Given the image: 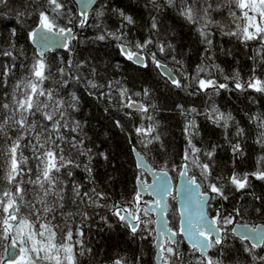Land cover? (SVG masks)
<instances>
[{"label": "trees", "instance_id": "16d2710c", "mask_svg": "<svg viewBox=\"0 0 264 264\" xmlns=\"http://www.w3.org/2000/svg\"><path fill=\"white\" fill-rule=\"evenodd\" d=\"M66 3L72 15L61 17L58 23L71 27L74 38L65 49L49 50L42 56L28 33L38 23V10L45 7L46 0L0 3V105L7 103L14 108L13 97L18 101L30 91L24 88L29 80L39 89L53 93L52 101L37 96L34 103L51 106L56 101L64 102L67 127L54 134V139L65 162L72 163L61 167L59 172L53 171L56 195L47 197L52 211L41 212L39 218L33 219L36 229L47 223L57 232V242L70 229L69 243L73 245L75 264H114L117 260L122 264H155V216L138 203L135 184L136 179L144 184L149 179L135 166L132 152L135 148L152 168L167 170L174 182L185 164L201 191L208 193L207 212L219 221L217 225L222 230V243L210 248L208 257L221 264H264L260 259L264 257V244L252 248L231 232L236 222L264 223V179L252 175L264 171V93L248 87L255 79L264 81V40L243 39L244 10L236 6L235 0H173L172 4L167 0H97L80 27L74 1ZM185 7L193 9L195 22L181 14ZM121 11L132 17L131 24L119 15ZM153 19L156 28L152 27ZM206 23L207 35L202 36L199 29ZM233 32L236 35L229 34ZM100 35L105 39H98ZM147 40L152 42L145 48L136 46ZM162 44L163 53L159 50ZM120 45H126L131 52L144 53L146 66L133 65L121 53ZM6 52L11 55H4ZM152 54L171 68L180 87L158 73ZM39 59L45 63L46 78L42 82L31 75L32 66ZM60 68H64V74L58 71ZM201 79L214 83L201 89ZM89 81L98 87H91ZM20 82L23 91L16 88ZM237 83L242 87L237 88ZM73 93L76 101H71ZM129 98L147 110L130 109ZM44 111L34 108L17 112L16 118L22 114L29 124L50 127L51 122L43 118ZM7 114L8 110L0 108V117ZM220 114L231 118L219 119ZM138 128L143 131L137 132ZM24 131L27 137L30 130ZM20 134L15 125L0 132V196L4 191L15 190L5 177L11 164L8 149ZM29 139L21 141L17 152L18 160L21 153L24 158L20 164L24 173L17 179L25 181L35 179L42 170L37 159L39 153L25 146L29 145ZM31 143L35 140L31 139ZM236 145L238 151H234ZM208 152L213 153L210 158ZM199 164L209 165L207 178ZM233 174L241 178L247 174L245 188L238 189L231 183ZM211 183L222 187L224 196L212 193L208 188ZM22 187L27 193L25 200L31 198L35 202L38 186L26 183ZM77 188L79 196L75 194ZM139 197L150 199L148 194ZM116 205L138 214L136 233L116 215L120 212L114 210ZM36 206L42 208L40 204ZM29 211L21 205V215L27 216ZM227 217H232L233 222L224 224ZM178 222L175 199L168 197V227L177 232ZM175 240L177 243L172 246L179 248L182 264H199L204 258L178 233ZM6 242L0 232V264ZM60 255L63 257L64 253ZM172 259L175 264V257ZM38 264L54 262L41 260Z\"/></svg>", "mask_w": 264, "mask_h": 264}, {"label": "snow or ice", "instance_id": "6c2138e0", "mask_svg": "<svg viewBox=\"0 0 264 264\" xmlns=\"http://www.w3.org/2000/svg\"><path fill=\"white\" fill-rule=\"evenodd\" d=\"M5 0H0V3H4ZM91 0H81V4L83 8H87L88 4ZM169 4L173 3V0H167ZM32 3H38V0H32ZM236 6L243 11V18L246 21L245 26L242 28L243 39L247 40H264V0H235ZM209 7H211L209 5ZM249 11L253 13V15H249ZM208 9H204L205 15L207 14ZM38 23L32 30L28 33L29 38L32 40H39L44 43L45 47L48 42L52 40V36L50 34H55L56 37L67 36L72 37V28L71 27H61L58 23V20L63 16H71V10L67 7L66 0H46V5L43 9L38 10ZM181 14L188 19L189 21L194 20L193 9L191 7H185ZM235 15V13H231ZM20 16H23L24 13H20ZM119 15L126 21L128 24H131L132 17L126 16L122 11L119 12ZM79 26L83 27L87 21L88 13L87 11H80L78 13ZM68 23H71V20H68ZM211 23V21H209ZM155 19H153L152 27L156 28ZM207 27V23L203 28L199 29L202 36H206L207 33L204 29ZM252 29V30H250ZM13 35H15V30L13 29ZM231 35H236V33H229ZM109 35L114 36L117 39H120V36H117L115 33H109ZM100 40H104L105 36L100 35L98 37ZM152 41L147 40L143 44L137 43V47L140 49L145 48ZM67 47V44L64 45ZM121 53L127 57L128 60H132L135 63H143V59L139 53L131 52L126 45H120ZM167 47L171 48V45ZM160 52L163 53L165 51V45H160ZM4 55H11L10 52L4 53ZM42 55V53H41ZM152 60L156 63L157 67H161V64L158 60H156L155 54H152ZM70 63V62H69ZM45 63L43 59H39L32 66L31 75L37 78L39 81H43L46 77L44 75ZM61 74H64V68H60L58 70ZM5 75L8 74V70L5 71ZM171 82L180 87V81L177 80L174 76L169 77ZM20 82L16 85L17 89L21 91L24 88L29 89L30 91L25 92L24 96L20 100H16L15 96L13 97V104L15 107L13 108L10 104H2L0 108L8 110L7 115H3L0 117V132H3L6 127L15 125L18 126V130H21V134L11 143L8 151L11 154V164L10 168L6 175V180L9 184H13L15 186L14 192L11 190L4 191L2 196H0V232L7 238L11 236L13 233V246L30 244L31 247H20V257L19 259L14 261V264H38V261H48L54 262V264H64L66 261L67 264H75V256L73 253V245L69 243L72 240V231L69 229L66 232V235H61L60 242H57V232L53 230L47 223H41L39 228L36 229V225L33 223V219L39 218L41 212L48 213L52 211V208L47 204V197L49 195H56L54 191V187L56 184V180L54 179L52 173L53 171L59 172L61 167H66L67 164H71L72 161L69 160L65 162L64 156L62 154V150L59 148V145L56 143V139H54V134H58L59 130L62 127H67V122L64 121V111L62 110L63 101H56L51 106L49 104H45L43 102L34 103L37 96H46L49 101L53 100V93L51 91H44L43 89H39L36 83H33L29 80L24 88L21 87ZM63 83H67V80H64ZM89 85L93 88L98 87L92 81L88 82ZM213 81L208 80L205 81L201 79L199 81V86L201 89L207 88L208 86L213 85ZM219 87H226V85H219ZM237 88H241L242 85L237 83ZM248 87L255 88L257 91L264 92V81L260 79H255L253 82L248 84ZM123 95V93H122ZM138 95V94H137ZM145 95H147V90H145ZM77 97L73 93L71 96V101H76ZM70 106H74L70 104ZM128 107H135L136 104L134 101H131L129 98ZM39 111L41 109H45L43 112V118L46 121L51 122V126L48 127L46 125H36L29 124L27 122V118L23 117L21 114V118H16L17 112H28L30 110ZM141 111H146L147 109L140 106ZM231 117H225L223 114H220L219 119H230ZM11 121V125H10ZM119 125V122H117ZM24 130L28 131V136L26 137ZM152 129H149L151 131ZM137 132L143 131V129L138 128ZM32 133H35L32 136ZM29 145L31 146L34 152H38L39 155L37 159L40 161L42 165L41 172L36 175L35 179H29L27 181L21 179H17L18 177H22L24 173V169L21 168L20 164L24 160L21 153V160L17 159V152L21 149V141L29 138ZM58 139H63L62 136H57ZM31 139L35 140V143H31ZM239 150V145L234 147V151ZM193 151H197L193 149ZM213 155L212 152H208L207 156L210 158ZM188 159V155H185V160ZM59 162V164H58ZM39 166V165H38ZM199 167L203 170V175L207 178L210 175L208 171V164H199ZM186 167V166H185ZM70 174V173H69ZM182 175H186V172H182ZM252 175L256 176L257 179H264V171H257L252 173ZM231 183L234 184L238 189H243L247 185L248 177L247 174L241 178L237 175L233 174L230 178ZM31 184L38 186L39 191L36 192L37 199L35 202L30 198L25 200V196L27 195L26 190L22 185ZM191 183H195L193 179ZM47 185V187H46ZM200 185H196L197 194H196V203L202 209L204 204L209 199L207 192H199ZM209 190L212 193L217 194L218 196H224L222 191V187H217L215 183H211L208 185ZM77 196L80 195L78 188L75 191ZM84 195H87L85 193ZM227 199V197H224ZM62 200L63 197H60ZM137 199H139V194H137ZM37 204L42 205V208H37ZM21 205H23L26 209H29V215L24 216L20 214ZM62 206V205H61ZM147 215V213H145ZM236 214L239 215V210H236ZM116 215L119 216L120 220L127 221L128 226L131 229L132 233H136L139 227V217L133 216L131 213L128 216L120 215V212L117 211ZM136 220L137 223L133 224L132 221ZM233 222L232 217H227L223 220L224 224H230ZM219 223L218 220L214 219L209 221L206 216L201 212L195 222L189 221L188 224V238L192 240V248L196 251L201 252L203 259L199 260V264H221L220 261H213L211 257L206 255L208 249L214 247L215 245H220L222 243V238L220 235L221 229L217 227ZM184 231L183 228L180 230ZM235 231V229H233ZM165 232L170 233L168 239L158 244L157 247L160 251L161 257L163 259V264H173V257H175V264H182L180 261V252L178 247H173L177 242L175 237L177 235L176 232H173L171 229H167L166 222L164 225V231L161 232V236L165 234ZM47 233V235H45ZM251 235H245L242 239H257L259 237V242L254 243L252 248H256L260 246V244H264V233H257L255 229L250 230ZM79 235H83L82 232ZM213 236L215 239L213 240ZM39 237V239H38ZM77 243H81V241H77ZM14 252L12 249L8 250ZM90 251V250H89ZM246 251H251V249H247ZM63 252L64 255L61 257L60 253ZM164 253H167L165 256ZM260 259L264 260V257ZM114 264H122V261L117 260Z\"/></svg>", "mask_w": 264, "mask_h": 264}, {"label": "water", "instance_id": "95a60500", "mask_svg": "<svg viewBox=\"0 0 264 264\" xmlns=\"http://www.w3.org/2000/svg\"><path fill=\"white\" fill-rule=\"evenodd\" d=\"M76 6V9L78 13L80 11H87V13L94 7L97 0H91V2L88 4L87 8H83L81 4V0H73ZM52 36V40L48 42L47 46L45 47L44 43L37 40H32V45L37 49V52L39 56H42L45 52L49 50H59V49H65V44H68L70 40L73 38L67 37V36H60L56 37L55 34H50ZM75 33L72 30V37H74ZM42 53V55H41ZM133 53H139L140 56L143 59V63H135L132 60H129L133 65L138 66L140 68H144L146 66V56L144 53L140 52H133ZM125 56V55H124ZM126 57V56H125ZM127 58V57H126ZM161 67H157L156 63V69L158 73L167 79L171 84L170 76H174L177 79V76L175 73L171 70L169 66L166 64L160 62ZM178 80V79H177ZM174 85V84H173ZM261 92V91H260ZM264 93V92H262ZM135 107H129L130 109L134 110H140L141 104L135 102ZM128 105V104H127ZM133 158L135 161V166L138 169H141L144 171L146 176L148 177L149 181L144 184L141 182L140 179H136L135 184L137 187L138 194L140 196L149 195L150 200H143L141 197H139L138 203L148 212L151 214H154V248H155V254H154V262L155 264H163L161 259L160 251L157 247L158 244L163 242V239H168V236L170 233L165 232L163 236H161V232L164 231V225L166 222L167 229H170L167 224V199L168 197H174L176 208L179 216V222H178V230L177 232L175 230H172L173 232L178 233L180 236H182L184 242L192 248V240L188 238V224L189 221L195 222L197 217L201 212L206 216V218L209 221H212L213 219L209 216L207 212V202L204 204L203 208L201 209L197 203H196V194L197 189L196 185H199L198 182L195 180L193 176H190L188 174V171L186 169V165L182 164L181 169L178 173L176 182L173 181L171 174L167 170L158 169V168H152L145 157L137 151L135 148H133ZM182 172H186V175H182ZM195 180V183H191L192 180ZM199 192H202L199 187ZM209 197V195H208ZM114 210H120V215L128 216L130 211L127 208L121 207L120 205H116ZM133 215V214H132ZM133 216H138V214H135ZM139 217V216H138ZM127 224L128 222L125 221ZM133 224H136L137 221L133 220ZM129 227V226H128ZM217 227H219L217 225ZM181 228L184 229L183 232H181ZM130 229V227H129ZM221 229V228H220ZM235 229V231H233ZM255 229L257 233H264V223H258L255 225L245 224L236 222L233 224L231 232L232 234L237 237L238 239H242L245 235H251L250 230ZM131 230V229H130ZM221 238H222V230L220 232ZM13 239L14 236L11 235L7 237V242L4 249V255L1 260V264H13L15 260H17L20 257V246L17 244L16 246H13ZM215 239V236H213V240ZM251 246L254 243L259 242V237L257 239H246ZM262 244H260L261 246ZM259 247V246H258ZM12 249L14 252V255L12 252H9L8 250ZM210 249H208L209 251ZM208 251L206 255L208 256ZM198 253L202 256L201 252L198 251Z\"/></svg>", "mask_w": 264, "mask_h": 264}, {"label": "rangeland", "instance_id": "374dc122", "mask_svg": "<svg viewBox=\"0 0 264 264\" xmlns=\"http://www.w3.org/2000/svg\"><path fill=\"white\" fill-rule=\"evenodd\" d=\"M244 11H245V10H244ZM249 15H253V13L249 11ZM261 26H264V25H261ZM250 30H252V29H250ZM18 259H19V258H18ZM13 264H14V263H13Z\"/></svg>", "mask_w": 264, "mask_h": 264}, {"label": "flooded vegetation", "instance_id": "af4514ba", "mask_svg": "<svg viewBox=\"0 0 264 264\" xmlns=\"http://www.w3.org/2000/svg\"><path fill=\"white\" fill-rule=\"evenodd\" d=\"M150 199H151V198H150ZM150 199H144V200H150ZM164 239H166V238H164ZM164 239H163V240H164ZM166 240H167V239H166ZM18 245H19V244H18ZM19 246H20V245H19ZM20 247H21V246H20Z\"/></svg>", "mask_w": 264, "mask_h": 264}]
</instances>
